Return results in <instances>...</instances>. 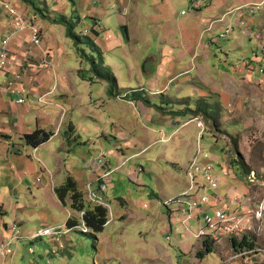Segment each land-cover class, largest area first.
Returning a JSON list of instances; mask_svg holds the SVG:
<instances>
[{
	"label": "crops",
	"instance_id": "crops-1",
	"mask_svg": "<svg viewBox=\"0 0 264 264\" xmlns=\"http://www.w3.org/2000/svg\"><path fill=\"white\" fill-rule=\"evenodd\" d=\"M9 1L41 27L43 40L36 45L30 29L14 35L8 44L11 64L0 71V241L9 240L19 225L27 237L25 244L39 240L50 246L49 263L70 260L74 255L70 247L89 242L71 236L80 232L68 226L71 215L76 219L80 211L71 207V197L63 204L57 189L72 177L85 193L86 204L92 205L88 189L98 190L97 178L113 170L106 192L109 219L95 239L93 264H101L100 250L109 248V243L117 244L118 254L103 251L104 261L145 264V256L136 249H143L156 235L170 251L169 264H181L182 255L198 257L200 241L185 232L182 216L171 215L166 207L167 212L164 202L188 188L186 167L199 148L210 156L204 163H213L216 173L227 168L229 174L215 196L198 209L194 227L203 223V214L218 208L248 215L259 208L254 189L264 186V174L257 173L256 183L249 179L251 172L245 181L233 177L231 159L222 154L226 147L214 134L204 132L196 117L201 119L199 106L205 103L223 107L235 100L231 94L236 93L232 87L237 73L244 87L253 78L264 91L260 57L249 56L252 38L264 53V31L253 36L264 20L246 11L248 4L264 0H202L197 10L191 8L193 0ZM62 18L75 21L76 31L97 45L99 50L90 43L80 44L111 70L118 81L116 89L83 59ZM12 22V15L0 6V48ZM38 130L54 134L48 142L31 146L26 136ZM102 154L108 158L103 168L96 163ZM139 218L145 220L144 229L129 227ZM50 228L64 234L31 240ZM109 233L118 234L117 242L109 241ZM246 237L252 241L254 234ZM222 239L232 242V251L249 248L241 258L256 251L255 242L234 246L235 238L223 237L201 259L214 253ZM194 248L197 251H191ZM61 249L70 251L71 257ZM148 249L150 256L156 254L151 246ZM45 251L33 264H40ZM19 259L15 251L6 260L0 257V264H20ZM207 264L222 263L211 259Z\"/></svg>",
	"mask_w": 264,
	"mask_h": 264
},
{
	"label": "rangeland",
	"instance_id": "rangeland-1",
	"mask_svg": "<svg viewBox=\"0 0 264 264\" xmlns=\"http://www.w3.org/2000/svg\"><path fill=\"white\" fill-rule=\"evenodd\" d=\"M260 3V8L250 14L253 17L255 16L264 20V1ZM262 26L263 27L260 26L255 31L253 36H255L257 31H259L260 33L264 31V25ZM252 39L254 40L249 47V56L258 54L260 57L259 62H261L258 69L261 67L264 68V53H262L261 48H256V44L254 43L255 38ZM258 63L255 62L253 66H258ZM236 81V85L232 87V89H234L236 93L231 94L235 98V100L228 105L224 104L223 107L219 106L218 103L217 105L205 103L204 108L207 112L202 114L200 120L203 122V131L214 134L216 140H220L221 144L226 147L224 148L225 152H223L222 154L226 157V159H231L229 167L232 170V176L236 178H239L240 176V179L245 181L246 175L248 176L250 172H254L256 175L257 173L264 174V91L262 83L258 82L259 80H257L256 83L253 78L252 80L248 79L245 84L246 87H244V85L242 84L243 78L239 73H237ZM210 106H213V109H210ZM218 114V125L214 127L213 115L217 116ZM193 125L196 127L195 123ZM188 141L191 142V139H188ZM235 141H237V149L234 146ZM161 159H165V157H162ZM233 160H236V164L233 163ZM115 183L119 186L120 180H115ZM254 193L256 196V200L259 202H256V204L260 205V202H262L261 197H264V186L256 185ZM164 207H167L170 210L171 215L178 211L176 204L165 205ZM167 208L166 211L168 212ZM138 226H141L142 229H144L145 220L142 218L136 219L135 225H131L129 227H132L136 230ZM79 231L80 232L75 234L72 233L71 236L75 235L77 237L79 236L80 238L82 237L88 240L89 245L84 246L83 244H79L75 247H70L69 250L74 252L73 257L70 260L61 258V264H93L94 258L91 257V254L93 251H95L94 244L97 245V243H95V238L92 235L82 234L81 230ZM117 235V233H109V241H116ZM66 238L67 237L64 236L62 239L64 240ZM137 239L138 237H136V240ZM23 241L25 240H22L19 243L21 247L19 246V244V247H16L14 245V251H18L20 257L18 263L33 264L34 259L40 258L47 248L45 251L47 253L42 259H40V264H51L49 263V245H46L45 247V244L42 245L41 241L39 240L28 242L27 244H25L26 242ZM252 241L255 242L254 245L256 251L253 250L251 254H248L250 257L245 256L244 258H241L240 256L237 258H230L234 254L236 248L234 247L232 251V248L230 246L232 242L229 244L228 241L226 242L222 239L219 244H216L214 253L208 255L206 259L203 260L201 259L202 257L199 256L195 257L194 254L182 255L181 264H207L211 261V259L214 262H217V260L220 259V263L222 264H264V219L262 220L260 234H254ZM109 244V248H101L98 260L101 264H119L118 260L116 259L107 261L103 260V251L110 254L111 256L114 255L117 257V244ZM30 246H33L31 248L34 249V252L36 250L35 255L33 254L34 252L30 251ZM148 246H151L152 250L156 253L154 256H150ZM198 247H200L201 250L204 249V247H202L200 243L198 244ZM138 250L141 251V256H145V264H169L170 251L165 248V241L160 235H156L155 239H149L148 245H144L143 249H136V251ZM70 251H67L65 249L60 250L61 253L63 252V255H68L71 257V254H69ZM191 251L195 252L197 251V248L191 249ZM53 253L56 254L57 252L53 251ZM178 253H180L179 250ZM21 258L23 260H21ZM6 263V261H3V264Z\"/></svg>",
	"mask_w": 264,
	"mask_h": 264
},
{
	"label": "built area",
	"instance_id": "built-area-1",
	"mask_svg": "<svg viewBox=\"0 0 264 264\" xmlns=\"http://www.w3.org/2000/svg\"><path fill=\"white\" fill-rule=\"evenodd\" d=\"M202 0H193L191 8L197 10L201 7ZM0 6L5 8L12 17L13 22L8 36L2 42L0 48V71H5L11 64L10 51L8 44L14 35L19 32L30 29L32 32V39L36 45H42V30L41 27L35 23H32L30 19L25 16L19 9L9 0H0ZM261 6L260 2L250 3L246 7L247 13L255 12ZM89 29L85 31L87 34ZM227 33V32H226ZM225 34H221L224 36ZM48 61H44V63ZM13 85V84H11ZM14 92V91H13ZM45 97L41 98V101ZM24 102V100H20ZM198 120V125L203 126V122L196 117ZM208 153H203L199 148L189 164L186 167V173L189 180L188 188L183 191L179 197L170 198L164 202L165 205L176 204L177 212L174 215H181V225L186 233L193 236L197 241H200L201 245L204 246V241L208 244H214L223 237L235 238L237 240H242L246 235L251 233L259 235L262 226V220L264 217V200L260 203L258 209L255 210L253 214L245 213H230L223 208H218L213 212H207L203 214V223L197 227H194L192 220L198 219V209L207 204L212 196H215L217 189L220 186L222 178L229 174V169H222L221 173H216L214 170V165L211 162L204 163V158H209ZM210 159V158H209ZM108 158L106 155L102 154L96 158V163L100 167H104L107 163ZM142 170V168H141ZM113 170L106 171L100 175L97 180L100 182V188L94 189L90 187L88 189L87 197L93 205L101 204L107 206L108 200L106 197V192L108 190V178ZM250 181L256 183L257 175L254 172L249 174ZM87 214L86 210L80 211L76 219L78 223L76 229L81 230L83 233H89L90 228L88 227L85 216ZM74 218V213L71 215ZM19 226V225H18ZM18 226L15 225L12 229V236L9 240L0 241V257L3 260L8 259L15 255L14 245L26 239L25 235L20 233ZM177 232L180 231V227H176ZM64 233L54 229L40 230L35 235L31 237L34 241L41 237L54 236L57 238L62 237ZM170 234L167 236L170 238ZM31 252H34L33 248H30ZM250 252L249 248L242 247L241 249H236L234 254L230 257H240Z\"/></svg>",
	"mask_w": 264,
	"mask_h": 264
},
{
	"label": "trees",
	"instance_id": "trees-1",
	"mask_svg": "<svg viewBox=\"0 0 264 264\" xmlns=\"http://www.w3.org/2000/svg\"><path fill=\"white\" fill-rule=\"evenodd\" d=\"M61 21L65 22L68 27V32L73 37L78 45V50L83 59H86L89 61L92 65V70L98 74L101 77H105L106 79L110 80L111 82V89L114 90L118 87V81L117 78L114 76V74L109 70L108 68L103 66L102 62L97 61V58L95 55H90L87 53V51L81 47V43H90L93 44L94 47L99 50L97 45L92 41L90 37H87L86 35H81L76 31V25L77 23L73 20H69L67 18L60 19ZM199 106V105H198ZM206 107V105H205ZM199 110H202L203 113H206L207 111L204 108V105L202 107L199 106ZM215 115L213 116V126H217L218 118ZM53 132H48L45 130H38L33 134H29L26 136L27 142L31 146L38 147L46 142H48L51 137L53 136ZM235 148L237 149V141L234 142ZM236 162V160H233ZM57 194L59 195L60 199L62 200L63 204H67L68 197H71V207L76 211H82L86 210L87 214L85 216L86 223L88 227L90 228L89 233H83V234H89L92 235L95 239L98 236V234L101 233V231L104 230L108 219H109V209L105 205L101 204H95V205H87L85 200V193L83 191H80L77 185V182L70 177L67 181V183L57 189ZM78 223L77 219L71 218L69 221L68 226L70 228L76 227ZM93 233V234H91ZM245 243H251L253 244V241H249L247 237H243L242 240H236L233 239L234 246L242 245ZM204 249L197 251V255L200 257H203L205 254L210 253L213 251L212 244H208L204 241ZM250 244V245H251ZM249 245V246H250Z\"/></svg>",
	"mask_w": 264,
	"mask_h": 264
}]
</instances>
